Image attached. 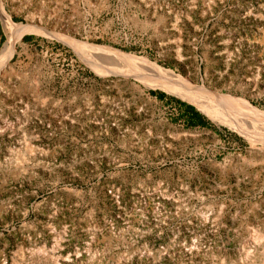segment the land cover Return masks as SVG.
I'll list each match as a JSON object with an SVG mask.
<instances>
[{
    "label": "rangeland",
    "instance_id": "obj_1",
    "mask_svg": "<svg viewBox=\"0 0 264 264\" xmlns=\"http://www.w3.org/2000/svg\"><path fill=\"white\" fill-rule=\"evenodd\" d=\"M2 11L37 31L0 67V264L260 257L264 241L250 239L264 231V157L194 101L125 63L104 75L92 61L112 60L66 39L264 110V0H0V52ZM188 106L209 125L190 124Z\"/></svg>",
    "mask_w": 264,
    "mask_h": 264
},
{
    "label": "bare ground",
    "instance_id": "obj_2",
    "mask_svg": "<svg viewBox=\"0 0 264 264\" xmlns=\"http://www.w3.org/2000/svg\"><path fill=\"white\" fill-rule=\"evenodd\" d=\"M1 15L7 34V41L0 52V67H7L10 65L11 58L15 53L16 45L21 42L22 37L27 33L36 32L37 30L30 24H16L12 17L5 11H2ZM66 40H68V43L73 46H82L87 50L90 49V51L94 49L99 50L101 51L100 53L103 52L106 58L112 60H107L106 62L92 61L95 69L104 75L109 72L129 73L130 71L127 66V70H122L113 65V63L121 62L123 65L127 64L129 67H136L137 70L134 71L135 75H138L147 86L163 88L194 101L210 115L222 119L232 128L238 130L251 143V150L255 155L264 157V110L254 107L247 99L224 94L218 91H205L202 90V88L199 89L200 87L197 88L196 86H192L193 84H189L190 86L185 87L183 83H186L188 80L187 78L175 73L171 69L160 66L147 57L138 56L133 53H126L110 46L83 45L72 38ZM138 71L142 72L143 75ZM29 150L32 151V148L30 147ZM254 209H259V207H254ZM202 216L203 225L208 226L211 220L210 216L206 213H203ZM262 229L263 225L259 223L256 227L252 228L250 239L252 245L261 247V242L264 241V231H262ZM242 246L244 247V245ZM246 252L245 257L244 254H242L239 258L241 264H264V246L260 251V257L254 260H250L251 257L249 256L248 249ZM252 252L253 251H251V255ZM233 264H236V262Z\"/></svg>",
    "mask_w": 264,
    "mask_h": 264
},
{
    "label": "trees",
    "instance_id": "obj_3",
    "mask_svg": "<svg viewBox=\"0 0 264 264\" xmlns=\"http://www.w3.org/2000/svg\"><path fill=\"white\" fill-rule=\"evenodd\" d=\"M159 96V98H165V94L164 93H155ZM179 103H181V101H178ZM188 109L193 113V117L194 119L190 118L189 122L190 124H201V125H209V122L207 120H205V118L203 117L202 114H200L195 107L193 106H188Z\"/></svg>",
    "mask_w": 264,
    "mask_h": 264
}]
</instances>
